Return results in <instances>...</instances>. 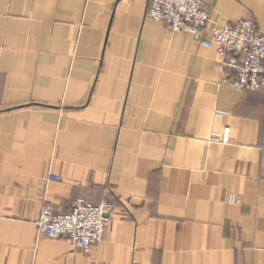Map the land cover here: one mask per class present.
<instances>
[{
	"label": "crops",
	"instance_id": "obj_1",
	"mask_svg": "<svg viewBox=\"0 0 264 264\" xmlns=\"http://www.w3.org/2000/svg\"><path fill=\"white\" fill-rule=\"evenodd\" d=\"M200 1L206 38L264 33V0ZM149 2L0 0V264H264V94ZM77 199L114 208L92 254L35 226Z\"/></svg>",
	"mask_w": 264,
	"mask_h": 264
},
{
	"label": "built area",
	"instance_id": "obj_2",
	"mask_svg": "<svg viewBox=\"0 0 264 264\" xmlns=\"http://www.w3.org/2000/svg\"><path fill=\"white\" fill-rule=\"evenodd\" d=\"M146 18L165 24L173 32L192 35L204 48H216L223 67L235 73V79L229 84L233 89L264 94V33L253 20L243 18L216 27L212 38L208 39L205 29L210 14L200 0H150ZM214 137L219 141V136ZM48 181L59 182L61 177L49 175ZM113 211L109 202L93 204L77 199L65 213L44 206L35 226L40 235L50 240H66L77 249L92 254L111 226Z\"/></svg>",
	"mask_w": 264,
	"mask_h": 264
},
{
	"label": "rangeland",
	"instance_id": "obj_3",
	"mask_svg": "<svg viewBox=\"0 0 264 264\" xmlns=\"http://www.w3.org/2000/svg\"><path fill=\"white\" fill-rule=\"evenodd\" d=\"M41 211V210H40ZM40 213V212H39Z\"/></svg>",
	"mask_w": 264,
	"mask_h": 264
}]
</instances>
